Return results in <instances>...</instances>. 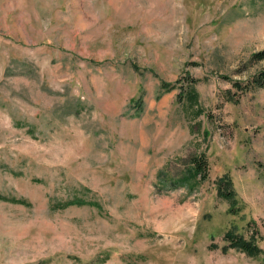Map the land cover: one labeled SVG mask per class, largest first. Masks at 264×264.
Listing matches in <instances>:
<instances>
[{"label":"rangeland","instance_id":"374dc122","mask_svg":"<svg viewBox=\"0 0 264 264\" xmlns=\"http://www.w3.org/2000/svg\"><path fill=\"white\" fill-rule=\"evenodd\" d=\"M263 48L264 0H0V264H264Z\"/></svg>","mask_w":264,"mask_h":264},{"label":"trees","instance_id":"16d2710c","mask_svg":"<svg viewBox=\"0 0 264 264\" xmlns=\"http://www.w3.org/2000/svg\"><path fill=\"white\" fill-rule=\"evenodd\" d=\"M264 60V48L252 53L250 57L251 63H256ZM227 78L232 86L239 90H247L250 88H264V67H260L256 69L250 76L248 77L246 83L240 80H234ZM192 89V90H191ZM190 90H187V98L190 100H194L196 98V93L193 92V87L191 86ZM189 162L191 164V168L188 169L191 176L200 175V178L204 180L208 174V163L204 155H194L189 157ZM188 180V177L185 178ZM217 193L218 196L224 200H226L229 204L228 211L230 213H238L239 207L237 206L238 201L236 198L235 190L233 189V185L230 179L227 177H221L217 180ZM0 198L5 199V197L0 195ZM18 202L23 203V200H17ZM225 240L228 242L227 246L231 248H235L241 252H244L249 255H255L260 251V247L254 240V236L250 239H246L242 235L232 234L230 232L226 233Z\"/></svg>","mask_w":264,"mask_h":264}]
</instances>
